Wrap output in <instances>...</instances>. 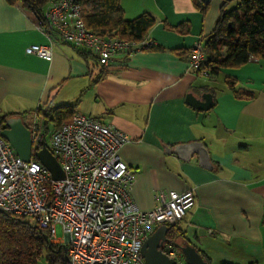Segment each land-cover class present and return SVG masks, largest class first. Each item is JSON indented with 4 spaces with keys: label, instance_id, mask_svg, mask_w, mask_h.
<instances>
[{
    "label": "crops",
    "instance_id": "1",
    "mask_svg": "<svg viewBox=\"0 0 264 264\" xmlns=\"http://www.w3.org/2000/svg\"><path fill=\"white\" fill-rule=\"evenodd\" d=\"M223 2L120 0L126 20L153 17L143 39L152 46L103 68L63 43L51 45L50 62L27 53L48 38L31 12L0 0V113L30 122L38 104H75L74 115L128 137L118 154L135 173L130 199L139 211L153 210L160 193L192 190L194 206L175 229L207 264H264V60L216 76L188 67L189 50L211 36ZM227 82L252 97H236ZM203 93L212 95L209 111L185 103ZM192 142L206 147L212 170L195 155L184 162L166 153Z\"/></svg>",
    "mask_w": 264,
    "mask_h": 264
},
{
    "label": "built area",
    "instance_id": "2",
    "mask_svg": "<svg viewBox=\"0 0 264 264\" xmlns=\"http://www.w3.org/2000/svg\"><path fill=\"white\" fill-rule=\"evenodd\" d=\"M81 11L77 0H50L39 17L33 15L35 29L48 38L49 45L29 47L27 53L50 62L51 45L63 43L89 52L108 68L117 54L130 56L152 46L143 40L98 35L86 28ZM203 43L198 40L189 50L192 71L207 61ZM38 111L44 112L41 104L28 127L29 162L19 159L0 136V213L30 220L45 230L52 246L67 247V264H146L143 243L157 227L175 225L185 217L194 206L193 191L160 193L153 210L139 211L130 199L135 173L118 154L128 142L125 134L82 115L48 130ZM46 134V148L59 164L62 180H54L33 157ZM56 224L69 237L68 244L54 238ZM167 253L177 259L175 250Z\"/></svg>",
    "mask_w": 264,
    "mask_h": 264
},
{
    "label": "trees",
    "instance_id": "3",
    "mask_svg": "<svg viewBox=\"0 0 264 264\" xmlns=\"http://www.w3.org/2000/svg\"><path fill=\"white\" fill-rule=\"evenodd\" d=\"M9 5L19 6L39 17L50 0H5ZM81 4L82 18L87 29L98 35H109L126 41H142L154 19L142 14L135 19L126 20L120 0H77ZM236 2V5L227 9ZM201 11L206 5L198 3ZM207 61L196 72L208 71L218 75L221 69H235L247 64L251 58L264 60V0H232L223 2L219 8L218 19L211 36L203 40ZM73 48V47H72ZM75 49L84 60L93 57L89 52ZM99 65L98 61L95 59ZM102 67V66H101ZM236 97H252L251 94L235 90L234 82H227ZM76 105L49 107L40 117L53 124V128L69 122ZM12 115L2 116L0 129ZM177 224L168 227L167 238L177 244L189 245L176 229ZM197 251V250H196ZM203 260L204 256L197 251ZM48 264H67L66 246H52L45 230L35 227L31 222L13 215L0 213V264H38L41 258ZM207 263V262H206Z\"/></svg>",
    "mask_w": 264,
    "mask_h": 264
},
{
    "label": "water",
    "instance_id": "4",
    "mask_svg": "<svg viewBox=\"0 0 264 264\" xmlns=\"http://www.w3.org/2000/svg\"><path fill=\"white\" fill-rule=\"evenodd\" d=\"M208 3L209 0H200ZM231 2L232 0H223ZM185 103L195 110L207 112L213 106L212 95L209 93L201 94L196 98L188 94ZM0 136L7 141L14 149L16 156L24 162H29L32 158L31 135L29 129L22 123L20 118H8L5 121V128L0 131ZM167 154H173L178 159L188 162L194 155L198 158L200 167L206 170H212L208 150L201 142H192L174 146L172 149H166ZM33 157L39 161L51 174L54 180H62L64 174L60 169L56 159L51 155L42 143L41 149L33 154ZM168 227L159 226L148 239L143 243L141 254L146 264H207L201 255L191 245H179L167 238ZM65 243H69V237L65 236ZM175 250L178 254L177 259L168 256V250ZM182 257V259H180ZM68 258L65 256V262Z\"/></svg>",
    "mask_w": 264,
    "mask_h": 264
},
{
    "label": "rangeland",
    "instance_id": "5",
    "mask_svg": "<svg viewBox=\"0 0 264 264\" xmlns=\"http://www.w3.org/2000/svg\"><path fill=\"white\" fill-rule=\"evenodd\" d=\"M236 5V3H232L230 6H229V8H233V6H235ZM219 83V82H218ZM217 86H221L220 84H218ZM0 116H4V113H0ZM30 119H31V117H30ZM22 120H23V123L25 124V126H28L29 127V124H30V122H31V120H30V122H29V118L28 117H25V116H23L22 117ZM45 120V119H44ZM43 120V122H44V126H46L47 127V129L48 130H51L52 128H53V124L51 123V122H48V126L45 124V121ZM45 144H46V147L48 148V144H49V135L48 134H46V137H45ZM26 221H29V222H31L30 220H27V219H25ZM54 232H55V235H54V238L56 239V240H59V241H62V242H65V236H64V234H63V231H62V227L59 225V224H56L55 226H54ZM38 264H48L47 262H46V260H45V258H44V256H43V258H41L40 260H39V263Z\"/></svg>",
    "mask_w": 264,
    "mask_h": 264
}]
</instances>
